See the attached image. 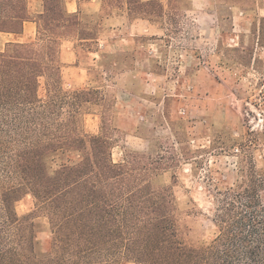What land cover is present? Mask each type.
Returning a JSON list of instances; mask_svg holds the SVG:
<instances>
[{
  "label": "trees",
  "instance_id": "trees-1",
  "mask_svg": "<svg viewBox=\"0 0 264 264\" xmlns=\"http://www.w3.org/2000/svg\"><path fill=\"white\" fill-rule=\"evenodd\" d=\"M155 2L144 0L142 9ZM65 4L42 0L32 14L31 0H0V31L21 33L34 20L37 38L47 36L43 49L34 39L0 50V264H264V165L251 157L241 178L215 184V229L192 242L172 188L135 185L151 170L145 157L115 163L108 136L81 130L90 99L85 88L64 91L59 53L71 36L92 37ZM43 76L47 99L39 94ZM27 194L36 208L20 216L16 202ZM41 215L50 224L46 246Z\"/></svg>",
  "mask_w": 264,
  "mask_h": 264
},
{
  "label": "rangeland",
  "instance_id": "rangeland-1",
  "mask_svg": "<svg viewBox=\"0 0 264 264\" xmlns=\"http://www.w3.org/2000/svg\"><path fill=\"white\" fill-rule=\"evenodd\" d=\"M143 1L78 0L81 33L106 45L87 78L80 127L112 140L115 163L144 156L151 170L135 185L170 186L181 226L197 242L215 229V184L241 178L251 157L264 165V0H156L142 9ZM37 36L43 49L47 36ZM70 75L63 86L73 95ZM50 85L40 78L43 99ZM35 208L32 194L16 202L20 216ZM36 221L46 246L48 218Z\"/></svg>",
  "mask_w": 264,
  "mask_h": 264
},
{
  "label": "crops",
  "instance_id": "crops-1",
  "mask_svg": "<svg viewBox=\"0 0 264 264\" xmlns=\"http://www.w3.org/2000/svg\"><path fill=\"white\" fill-rule=\"evenodd\" d=\"M34 1L38 3L39 7L32 10L30 5L32 14L42 10V0ZM65 7L69 13L76 14L80 12L78 0H66ZM37 31L38 23L34 20L25 21L21 33L0 31V50H4L8 44L13 42L33 41L37 35ZM101 41L98 38H76V40L72 41L71 38H68L62 42L59 53L62 83L65 78V71L68 70L72 73L68 77L71 88L81 90L89 86L87 78L93 71L92 66L96 63L98 64L106 53V45ZM101 44L103 48L99 47ZM93 45H95V48H93ZM76 73L77 75H75Z\"/></svg>",
  "mask_w": 264,
  "mask_h": 264
}]
</instances>
